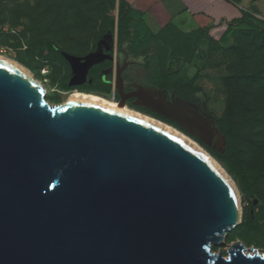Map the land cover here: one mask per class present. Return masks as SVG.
<instances>
[{"label":"water","instance_id":"obj_1","mask_svg":"<svg viewBox=\"0 0 264 264\" xmlns=\"http://www.w3.org/2000/svg\"><path fill=\"white\" fill-rule=\"evenodd\" d=\"M62 51L70 86L106 58ZM111 48L107 47V50ZM224 151L216 117L189 100L125 93ZM232 190L201 155L135 116L83 101L52 104L46 90L0 60V264H264L233 242Z\"/></svg>","mask_w":264,"mask_h":264},{"label":"rangeland","instance_id":"obj_2","mask_svg":"<svg viewBox=\"0 0 264 264\" xmlns=\"http://www.w3.org/2000/svg\"><path fill=\"white\" fill-rule=\"evenodd\" d=\"M238 1L249 16L264 20V0ZM107 16L118 18V0H0V54L28 67L44 85L47 100L62 104L68 99L63 85L69 81L72 68L46 46V40L70 52L89 53ZM223 24L215 27L220 29ZM215 27L189 22L181 27L186 32L201 31L195 38V58L188 64L170 57L167 67L183 74L200 71L197 83L203 88L204 108L210 114L222 118L230 109L233 129L226 139L232 151L229 166L236 175L196 139L229 171L242 193L241 223L228 232L223 244L214 245L213 251L227 257L229 246L240 241L248 251L255 248L264 254V35L240 25L229 31V26ZM175 43L173 35L151 43L135 58L128 75L154 86L152 70L146 67L148 55L170 53ZM247 209L252 220L245 222Z\"/></svg>","mask_w":264,"mask_h":264},{"label":"trees","instance_id":"obj_3","mask_svg":"<svg viewBox=\"0 0 264 264\" xmlns=\"http://www.w3.org/2000/svg\"><path fill=\"white\" fill-rule=\"evenodd\" d=\"M116 1L117 0H115V2ZM230 1L240 6V2L238 0ZM242 13V17L234 19L231 22L228 27V31L234 28V25H240L243 26L244 29L252 27L257 33L264 35V20L249 16L248 10L245 8H242ZM258 26L262 28L260 29ZM109 31L113 33L117 31L120 50L135 57L142 55L151 43L161 40V38L166 35H173L176 39V43L170 53L167 51L165 55L158 53L148 55L146 67L152 70V82L160 88L181 93L188 98H192L196 94H203V88L197 83L200 77V71L194 75L190 73L183 74L180 70L172 71L167 67V60L170 57L177 58L188 64L193 62L196 51L195 38H197L198 33L201 32L200 30L186 32L174 20H170L158 31H154L146 20L145 12L134 8L128 0H118V18L116 19L110 16L104 18L102 32L98 40ZM224 37H226V33L223 35V38ZM97 41L94 43L93 47H96L98 43ZM45 44L49 49L62 57H64L62 55V51H67L53 40H46ZM70 53L80 56L87 54H77L74 52ZM102 68V66H95L91 70L90 80L80 87L82 91L103 94H108L112 91L111 81L104 80L100 75ZM63 88L64 90L69 91L75 87H70L67 81L63 85ZM164 120H167V122L184 130L193 138L204 144L219 160L223 161L228 166L229 170L233 174L236 175V172L229 166V158L232 152L229 142L224 151H218L207 146L198 137L190 134L185 128L181 127L177 123L169 121L168 119ZM216 125L226 138H228L231 130L233 129L229 108L222 118H216ZM247 210L248 215L245 222L252 220L251 212L249 209Z\"/></svg>","mask_w":264,"mask_h":264},{"label":"crops","instance_id":"obj_4","mask_svg":"<svg viewBox=\"0 0 264 264\" xmlns=\"http://www.w3.org/2000/svg\"><path fill=\"white\" fill-rule=\"evenodd\" d=\"M130 4L146 14L149 26L158 31L165 23L174 20L180 27L191 24H215L224 22L227 28L237 18L242 17L243 5L229 0H128ZM217 28V26L215 27ZM218 30L219 27L217 28Z\"/></svg>","mask_w":264,"mask_h":264},{"label":"flooded vegetation","instance_id":"obj_5","mask_svg":"<svg viewBox=\"0 0 264 264\" xmlns=\"http://www.w3.org/2000/svg\"><path fill=\"white\" fill-rule=\"evenodd\" d=\"M110 32V31H109ZM113 33V32H112ZM107 34V33H106ZM105 35V34H104ZM104 35L97 41L99 43L100 40L103 39ZM113 35L115 36V41L112 44L110 40H108L107 42L103 43V47H104V52L106 55H109L110 58H106L105 60H103L102 62H99L97 64H95L89 71V74L87 76V79L84 83L79 84V85H75V86H70V81L72 78V73L70 76V79L68 81V84L70 87H75L67 92H72L74 90H78V91H82L80 89L81 86H83L84 84H86L89 80H90V72L91 70L97 66H102V70H101V77L106 80V81H111L112 83V91L108 94H103V93H97L100 95H103L105 97H111V99L115 100V101H120L121 100V94H120V90L118 87V82H119V77L122 78L123 81V86H124V90L125 93H131L134 91H137L140 88H143L144 90L147 89H151L153 90L154 94L156 96H161L164 95L165 96V100L167 103L169 104H173L176 103L180 98L186 99L191 101L192 103L196 104L197 106H199L200 108H202L203 110H205L204 108V97L203 94H196L195 96H193L192 98H188L184 95H182L181 93H177L175 91H170L167 89H163L160 88L156 85L152 86V85H146L143 83H140L138 81H136L135 79L131 78L128 75V70L133 66V64L135 63V56L131 55V54H126L124 51L120 50L119 47V38H118V32L116 31L115 33H113ZM98 43L96 45V47H93L91 49L90 52L95 51L98 48ZM107 47L111 48L110 50H107ZM89 52V53H90ZM88 54V53H87ZM136 100L137 98L132 96V97H128L126 99V104L130 107H134L136 109H139L143 112H146L150 115L156 116L160 119H168L167 117H165L164 115L157 113L143 105H138L136 104ZM163 119V120H164ZM169 121H172L170 119H168ZM167 121V120H164ZM174 122V121H173ZM176 123V122H175ZM179 125V124H178ZM182 127V126H181Z\"/></svg>","mask_w":264,"mask_h":264},{"label":"bare ground","instance_id":"obj_6","mask_svg":"<svg viewBox=\"0 0 264 264\" xmlns=\"http://www.w3.org/2000/svg\"><path fill=\"white\" fill-rule=\"evenodd\" d=\"M0 60L13 65L17 69L24 72L26 75H28L31 79H33L39 86L45 89L42 82H40L35 75L32 73V71L26 67L21 62L9 57L0 54ZM83 101V102H89L96 105H100L121 113H126L132 116H135L137 118H140L162 130L165 132L171 134L172 136L176 137L178 140L185 143L188 147H190L192 150H194L196 153L201 155L204 159H206L218 172L219 174L224 178L226 183L229 185L230 189L232 190L236 205L238 209L239 214V221L242 220L243 217V207H242V193L239 188V185L237 181L234 179V177L229 173V171L223 166V164L214 156L212 155L206 147H204L202 144H200L196 139H194L192 136L181 130L180 128L176 127L175 125L164 121L163 119H160L156 116L144 113L142 111H139L137 109H133L129 107L126 103H121L120 101H115L113 99H109L103 95L92 93V92H85V91H78L74 90L68 94L67 101Z\"/></svg>","mask_w":264,"mask_h":264}]
</instances>
